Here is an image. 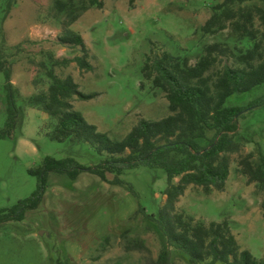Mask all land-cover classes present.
<instances>
[{
	"label": "rangeland",
	"instance_id": "374dc122",
	"mask_svg": "<svg viewBox=\"0 0 264 264\" xmlns=\"http://www.w3.org/2000/svg\"><path fill=\"white\" fill-rule=\"evenodd\" d=\"M54 1L0 0V50L8 61L19 111L13 135L0 139V209L31 195L36 177L28 169L46 156L73 158L85 167L102 159L87 144L49 140L46 133L53 121L25 105L30 95L47 87L41 64H47L49 54L57 59L81 55L78 47L57 44L61 29L59 19L53 17ZM101 1V9L92 7L70 25L84 40L91 69L82 72L70 63L55 72L72 76L81 93L96 95L89 100L76 98L73 108L99 132L119 141L140 119L159 120L169 115L164 94L149 82L140 86L147 56L166 51L186 56L194 64L204 45L225 42L232 46L234 42L228 31L214 36L199 31L212 6L223 0ZM248 46L250 43L239 44ZM224 63L227 61L221 60L218 69ZM3 83L0 73V128L6 119ZM263 91L261 85L232 95L225 105L247 107ZM238 133L244 137L242 153H253L255 159L258 145L264 154V107L247 111L239 119ZM238 158L239 154L231 155L222 191L205 195L200 188L189 186L176 210L205 223L226 219L240 248L261 259L264 191L240 172ZM120 179L124 184L113 186L87 172L74 181L50 174L40 206L28 211L23 221L0 224V264H151L161 251L168 252V264H188L145 216H156L164 203V171L140 167ZM136 241L145 250L127 249Z\"/></svg>",
	"mask_w": 264,
	"mask_h": 264
},
{
	"label": "trees",
	"instance_id": "16d2710c",
	"mask_svg": "<svg viewBox=\"0 0 264 264\" xmlns=\"http://www.w3.org/2000/svg\"><path fill=\"white\" fill-rule=\"evenodd\" d=\"M260 3L261 5L250 4ZM101 0H55L53 17L59 19L57 44L78 47L80 56L57 59L48 55L41 64L48 84L45 90L30 95L26 106L37 108L53 121L46 133L49 140L62 143L87 144L102 159L85 167L73 158L55 159L46 156L41 163L28 169L36 177L31 195L9 208L0 209V224L20 222L28 211L36 210L43 201L48 176L60 174L74 181L87 172L113 186L124 184L120 177L140 167L164 171L166 187L164 203L156 216L146 215L164 236L169 247L183 254L188 264H264L241 249L226 219L205 223L177 212L176 203L189 186L203 194L222 191L229 176L231 155L239 154L237 165L249 183L264 191V154L256 147L253 153H242L244 137L238 133L239 119L246 112L264 107V91L247 107L226 106V100L264 85V0H223L212 6L209 18L200 26L204 35L228 31L232 46L214 42L202 47L194 64L186 56L163 51L147 56L141 67L143 82L162 92L168 103L169 115L159 120L140 119L122 140L110 139L85 121L73 108L78 98L89 100L95 94H83L72 76L61 77L55 68L75 63L80 71L91 69L88 51L81 35L70 25L92 7L102 8ZM242 42L250 43L246 48ZM222 64L218 69L221 60ZM0 73L4 77L2 91L6 119L0 128V139L10 138L18 121L11 71L0 50ZM107 174L113 176L107 179ZM132 192V189L129 188ZM264 214V198L261 201ZM128 250H145L141 241ZM169 254L161 251L151 264H168Z\"/></svg>",
	"mask_w": 264,
	"mask_h": 264
}]
</instances>
